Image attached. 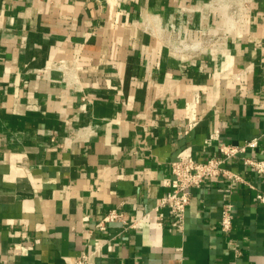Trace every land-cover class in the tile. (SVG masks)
<instances>
[{
	"label": "crops",
	"instance_id": "0c3cea01",
	"mask_svg": "<svg viewBox=\"0 0 264 264\" xmlns=\"http://www.w3.org/2000/svg\"><path fill=\"white\" fill-rule=\"evenodd\" d=\"M206 1L0 0V264H264V174L239 157L192 189L181 232L168 207L156 224L178 154L256 137L264 160V0L211 55L143 26L209 20ZM111 208L126 223L97 229Z\"/></svg>",
	"mask_w": 264,
	"mask_h": 264
},
{
	"label": "built area",
	"instance_id": "2783aa9c",
	"mask_svg": "<svg viewBox=\"0 0 264 264\" xmlns=\"http://www.w3.org/2000/svg\"><path fill=\"white\" fill-rule=\"evenodd\" d=\"M194 47V44L191 45ZM56 65V64H54ZM59 64L56 65V68ZM55 68V66H54ZM44 69L35 70L38 75H43ZM211 137H217L216 134ZM257 145V138H251L242 144H233L228 142H219L218 155L206 157L196 160L191 156H178L169 162L171 177L167 180L166 185L169 187L168 192L161 198L158 206H155L156 224L161 225L163 222V214L160 207H168L171 213V221L169 226L177 231L184 228L185 211L190 203L192 189L199 187L205 178L216 180L220 177L238 178L236 174L231 173L225 166V162L234 157H239L244 164H247L257 173L264 174V160L254 159L244 155L246 150ZM256 199L264 203V193L257 192ZM233 216L230 213V205L223 208L220 218V226L223 231L230 230ZM120 221L126 223V214L124 211L111 208L104 216L95 224L99 230H104L110 222ZM130 226H133L131 224ZM87 254L82 253L74 261V264H85L88 259Z\"/></svg>",
	"mask_w": 264,
	"mask_h": 264
},
{
	"label": "rangeland",
	"instance_id": "374dc122",
	"mask_svg": "<svg viewBox=\"0 0 264 264\" xmlns=\"http://www.w3.org/2000/svg\"><path fill=\"white\" fill-rule=\"evenodd\" d=\"M248 4L249 0H208L205 13L209 20H196L185 9H180L166 22L155 16L154 20H146L143 26L150 28L159 42L171 52L189 58L193 55H211L215 48L242 28ZM192 44L195 46L192 47Z\"/></svg>",
	"mask_w": 264,
	"mask_h": 264
},
{
	"label": "bare ground",
	"instance_id": "6f19581e",
	"mask_svg": "<svg viewBox=\"0 0 264 264\" xmlns=\"http://www.w3.org/2000/svg\"><path fill=\"white\" fill-rule=\"evenodd\" d=\"M146 27V26H145ZM196 44H198V43H196ZM195 46V45H194Z\"/></svg>",
	"mask_w": 264,
	"mask_h": 264
}]
</instances>
